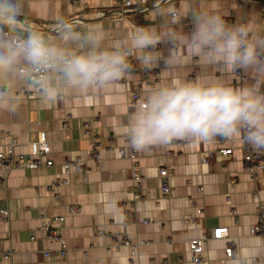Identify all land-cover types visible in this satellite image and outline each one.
<instances>
[{"label":"crops","instance_id":"obj_1","mask_svg":"<svg viewBox=\"0 0 264 264\" xmlns=\"http://www.w3.org/2000/svg\"><path fill=\"white\" fill-rule=\"evenodd\" d=\"M17 0L20 17L28 29H37L55 37L52 29L61 20L77 22L81 28H101L106 35L105 46L126 38L135 28H150L163 33L174 27L182 35L191 31L190 11L219 13L229 24L248 23L256 32L264 34V2L247 0L246 8L239 0H130L131 8L121 13L116 0ZM147 7V8H145ZM185 10L188 24H169L166 9ZM167 50V44L159 46ZM183 66L171 72L160 68L145 70L135 56L132 63L141 71L130 72L107 89L88 94L73 92L66 100L55 104L41 102L39 90L25 87L29 95L18 96L14 113L0 109V150L17 137L15 150L29 154V142L45 131L51 144L48 157L50 167L40 169L17 168L0 184V208H8L7 219L0 218V249H12L9 257H1L0 264H198L189 250V240L209 237L202 264H239L240 258L252 248L258 249L255 264H264L262 237L251 233V225L258 219L259 205L264 204V173L251 177L244 169L242 136L215 137L211 141L174 140L167 145H155L144 150L130 147L125 136L129 115L140 105L131 104L130 95L140 78L141 94L159 87L171 79L227 80L239 87L252 81L249 70H241L245 80L236 73H226L216 65H207L193 58L187 51ZM152 83V84H151ZM70 115L68 126H64ZM90 119L97 139L86 136L82 127ZM101 143L99 155L90 151ZM127 146L137 152V163L144 175L142 197L131 188L132 161L119 155L118 149ZM233 148L231 157L223 160H204L206 151ZM81 156L86 174L64 173L62 165ZM169 168L171 194L161 190L159 169ZM1 173V172H0ZM58 177L70 182L53 185ZM71 205L81 210L70 213ZM63 218L61 236L66 255L48 257L47 250H58V241L44 237L40 229L44 220ZM185 218H193L185 223ZM227 227L228 234L212 238L213 229ZM103 230L104 233H99ZM118 233L132 241H146L132 249L113 248ZM34 235L35 239L31 236ZM234 241L237 252L229 257L226 248Z\"/></svg>","mask_w":264,"mask_h":264},{"label":"clouds","instance_id":"obj_2","mask_svg":"<svg viewBox=\"0 0 264 264\" xmlns=\"http://www.w3.org/2000/svg\"><path fill=\"white\" fill-rule=\"evenodd\" d=\"M169 24L182 22L185 10H163ZM17 0H0V109L14 113L18 85L39 90L41 102L55 104L73 92L107 89L132 71L130 57L145 70L171 72L183 66L187 51L226 73L249 70L252 81L239 87L227 80L175 78L152 88L128 117L125 136L131 148L144 150L174 140L244 141L264 152V34L248 23L229 24L211 11H190L192 27L182 35L169 27L160 33L135 28L111 47L101 28H81L61 20L55 37L25 28ZM161 44H167L162 51ZM258 249H249L239 264H255Z\"/></svg>","mask_w":264,"mask_h":264},{"label":"built area","instance_id":"obj_3","mask_svg":"<svg viewBox=\"0 0 264 264\" xmlns=\"http://www.w3.org/2000/svg\"><path fill=\"white\" fill-rule=\"evenodd\" d=\"M117 3L120 6V12L126 13L131 8L130 0H116ZM72 2H76L75 0H72ZM142 2H146V0H142ZM247 0H239L238 6L242 8H246ZM147 8V7H145ZM21 24L24 27H28L26 25L25 19L20 17ZM78 22L79 19H73L69 22ZM184 24H188V21L186 18H182V22ZM59 28V24H56L52 27V29ZM130 57V63L132 65V72H139L141 69H139L137 66H135ZM241 80H245V75L242 71H239L236 73ZM197 72H193L191 74V79H196ZM144 82V79L140 78L138 81V84L134 87V89L131 92L130 95V103L136 104L139 103L140 105L143 103L144 99L141 94V85ZM152 84V83H151ZM17 96H24L29 95V91L27 88L22 87L20 90L16 92ZM70 115L67 116L66 122L64 123V126H68L67 121H69ZM84 133L86 136H92L93 139H97V136L93 133L92 125L90 119H87L82 124ZM243 139V137H242ZM18 144L17 137L11 135L10 136V143L7 146L5 150H0V184L4 183L5 179L8 177V175L11 173L12 170L17 168H29V169H40L42 167H50L53 165V160L48 157V154L51 151V144L50 141L47 138L45 131H39L37 133V137L29 142L30 151L29 154L25 153H18L15 148ZM101 143H98L94 148L90 151V155L93 158L98 157L99 155V148ZM241 149L244 153L243 161H244V169L246 172L254 178H257L260 173H264V152H257L255 149H253L251 146H249L243 139V143L241 146ZM119 155L122 157L129 158L132 163V184L131 188L138 193V199L142 197V189H143V178L144 175L136 161L137 159V152L127 146H122L118 149ZM233 155V148H219L216 150L206 151L204 153V160L209 161L212 158H216L218 160H223L225 156L231 157ZM62 169L64 173L69 174L70 172H78L80 174H86L87 173V167L86 162L81 156H75L74 158H71L67 160L63 165ZM159 175L161 177V190L163 194L168 197L171 194V185L169 182V168L168 167H162L159 169ZM70 180L68 177H58L53 185H62L69 183ZM81 210L80 205H71L69 207L70 213H77ZM10 214V211L8 208H0V218L1 219H7ZM193 218H185V223L192 222ZM63 225V218L61 216H56L52 219H46L43 221L42 225L40 226V229L44 233V237L47 239H52L55 241H58L60 244V248L58 250H47L44 252V254L48 257H55L57 255L65 256L66 255V244L61 236V228ZM251 233L259 235L262 237L263 244H264V204L259 205V213H258V219L257 221L251 225L250 228ZM99 233H104L103 230H99ZM228 234V228L227 227H218L213 229L212 238H219L223 235ZM32 239H35V236H31ZM117 240H115V243L113 244L114 250L118 251L122 249L123 247H129L132 249V255L136 252V247L138 245H141L145 243L146 241H139L134 242L132 241L127 235L123 233H118ZM209 237L207 236H200V237H194L189 240V250L192 254V257L194 261L198 264H202L204 262V251L206 248V243L208 242ZM237 252V246L234 241H230L227 248L226 253L229 257H232ZM13 253L12 249H0V258L1 257H9Z\"/></svg>","mask_w":264,"mask_h":264},{"label":"water","instance_id":"obj_4","mask_svg":"<svg viewBox=\"0 0 264 264\" xmlns=\"http://www.w3.org/2000/svg\"><path fill=\"white\" fill-rule=\"evenodd\" d=\"M262 2H264V0H262Z\"/></svg>","mask_w":264,"mask_h":264}]
</instances>
